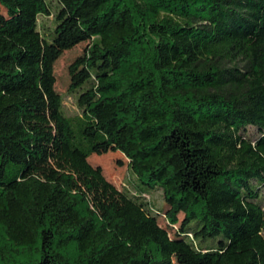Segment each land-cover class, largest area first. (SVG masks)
Instances as JSON below:
<instances>
[{"label":"trees","instance_id":"1","mask_svg":"<svg viewBox=\"0 0 264 264\" xmlns=\"http://www.w3.org/2000/svg\"><path fill=\"white\" fill-rule=\"evenodd\" d=\"M263 189L264 0H0V264H264Z\"/></svg>","mask_w":264,"mask_h":264},{"label":"rangeland","instance_id":"2","mask_svg":"<svg viewBox=\"0 0 264 264\" xmlns=\"http://www.w3.org/2000/svg\"><path fill=\"white\" fill-rule=\"evenodd\" d=\"M54 2V0H53ZM52 17H39V25L41 31L44 33L45 28H48L51 25ZM89 45V42H83L75 46L71 50L65 51L61 54L59 59L54 64V75H55V90L57 93L64 97V107L65 111L69 115H73L77 112V108L74 104V99L68 95V88L70 85V75H69V66L81 56L85 48ZM249 134L255 135L254 129H249ZM89 163L94 167H101L103 175L105 178L111 182L118 189H130L129 182L132 180V176L128 169V160L120 152H108L107 154L97 155L94 154L89 158ZM157 208L163 209V199L162 194L159 190L154 191L149 197ZM263 198H264V189H263ZM179 221L183 219V215L178 216ZM160 224L165 227V221L160 220ZM179 225L174 226L173 228H168V231L173 237L175 229ZM172 264H177L175 261Z\"/></svg>","mask_w":264,"mask_h":264}]
</instances>
